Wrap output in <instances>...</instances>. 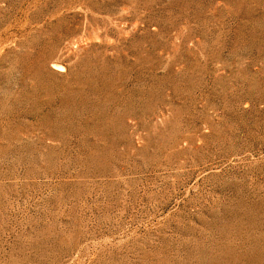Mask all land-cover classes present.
<instances>
[{
	"label": "rangeland",
	"instance_id": "374dc122",
	"mask_svg": "<svg viewBox=\"0 0 264 264\" xmlns=\"http://www.w3.org/2000/svg\"><path fill=\"white\" fill-rule=\"evenodd\" d=\"M0 264H264V0H0Z\"/></svg>",
	"mask_w": 264,
	"mask_h": 264
},
{
	"label": "bare ground",
	"instance_id": "6f19581e",
	"mask_svg": "<svg viewBox=\"0 0 264 264\" xmlns=\"http://www.w3.org/2000/svg\"><path fill=\"white\" fill-rule=\"evenodd\" d=\"M52 68H53L54 70H57V71H58V70H61V69H60L61 67H60L59 65H56V64H53V65H52ZM61 71H62V70H61Z\"/></svg>",
	"mask_w": 264,
	"mask_h": 264
}]
</instances>
